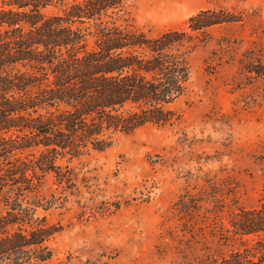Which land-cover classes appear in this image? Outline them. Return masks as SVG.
<instances>
[{
  "label": "rangeland",
  "instance_id": "rangeland-1",
  "mask_svg": "<svg viewBox=\"0 0 264 264\" xmlns=\"http://www.w3.org/2000/svg\"><path fill=\"white\" fill-rule=\"evenodd\" d=\"M127 4L132 28L150 34L184 28L202 8L235 20L208 27L189 55L176 120L65 155L61 176L43 173L34 217L59 229L47 241L51 257L37 264L197 262L225 252L219 235L230 215L264 199V76L250 68L264 65V0Z\"/></svg>",
  "mask_w": 264,
  "mask_h": 264
},
{
  "label": "trees",
  "instance_id": "trees-1",
  "mask_svg": "<svg viewBox=\"0 0 264 264\" xmlns=\"http://www.w3.org/2000/svg\"><path fill=\"white\" fill-rule=\"evenodd\" d=\"M128 1L0 0V264L52 255L47 241L59 226L34 217L43 173L61 176L65 155L176 120L189 55L208 27L235 20L202 8L184 28L150 34L132 28ZM260 66L250 68L264 76ZM219 239L225 252L187 264H264V199L233 212Z\"/></svg>",
  "mask_w": 264,
  "mask_h": 264
}]
</instances>
